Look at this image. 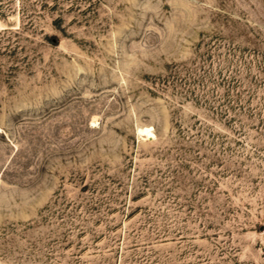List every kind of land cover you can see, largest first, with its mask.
Wrapping results in <instances>:
<instances>
[{
  "label": "rangeland",
  "instance_id": "374dc122",
  "mask_svg": "<svg viewBox=\"0 0 264 264\" xmlns=\"http://www.w3.org/2000/svg\"><path fill=\"white\" fill-rule=\"evenodd\" d=\"M0 264H264V0H0Z\"/></svg>",
  "mask_w": 264,
  "mask_h": 264
},
{
  "label": "bare ground",
  "instance_id": "6f19581e",
  "mask_svg": "<svg viewBox=\"0 0 264 264\" xmlns=\"http://www.w3.org/2000/svg\"><path fill=\"white\" fill-rule=\"evenodd\" d=\"M138 130L140 135L142 134L146 138H150V140L155 137L152 127H142Z\"/></svg>",
  "mask_w": 264,
  "mask_h": 264
}]
</instances>
